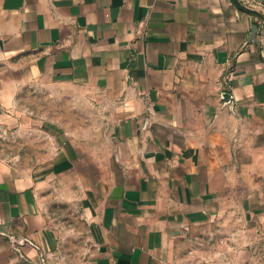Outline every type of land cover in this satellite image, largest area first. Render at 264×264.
<instances>
[{
  "label": "crops",
  "instance_id": "obj_1",
  "mask_svg": "<svg viewBox=\"0 0 264 264\" xmlns=\"http://www.w3.org/2000/svg\"><path fill=\"white\" fill-rule=\"evenodd\" d=\"M239 2L0 0V141L39 142L0 158V264H264V0ZM45 84L95 131L20 106Z\"/></svg>",
  "mask_w": 264,
  "mask_h": 264
},
{
  "label": "rangeland",
  "instance_id": "obj_2",
  "mask_svg": "<svg viewBox=\"0 0 264 264\" xmlns=\"http://www.w3.org/2000/svg\"><path fill=\"white\" fill-rule=\"evenodd\" d=\"M88 104V107L83 105L87 110L82 113L79 100L69 98L65 95L64 89H58L49 84L26 91L20 99V106L38 112L41 121L52 119L62 126H70L73 130L84 127L91 132L95 131L101 115L95 111L91 101ZM41 144V147H46L45 143L41 142ZM37 145L39 142L33 144V141H0V158L13 160L17 154H21L25 158L32 159L38 156ZM44 151L42 150L43 153ZM33 164L36 163L31 160L25 162L26 166Z\"/></svg>",
  "mask_w": 264,
  "mask_h": 264
},
{
  "label": "water",
  "instance_id": "obj_3",
  "mask_svg": "<svg viewBox=\"0 0 264 264\" xmlns=\"http://www.w3.org/2000/svg\"><path fill=\"white\" fill-rule=\"evenodd\" d=\"M231 1H232V3H233V4H234L239 10L244 11V12H248L247 9H246V7H244V5H242V4L239 2V0H231ZM256 33H257V28H254L251 39H252V38H255Z\"/></svg>",
  "mask_w": 264,
  "mask_h": 264
}]
</instances>
